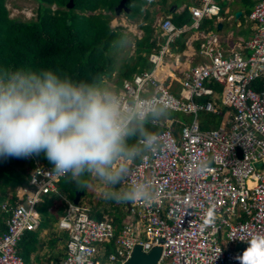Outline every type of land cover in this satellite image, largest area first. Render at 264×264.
<instances>
[{
	"label": "built area",
	"instance_id": "built-area-1",
	"mask_svg": "<svg viewBox=\"0 0 264 264\" xmlns=\"http://www.w3.org/2000/svg\"><path fill=\"white\" fill-rule=\"evenodd\" d=\"M217 12L215 0H198L189 8L190 24L176 26L171 18L159 22L166 46L149 57L155 69L124 81L117 95L120 110L131 122L160 109L192 119L152 121L162 130L149 136L155 137L150 145L146 138L139 140L146 150L139 162L120 158L113 164L127 170L123 183L130 191L140 186L150 197L133 201L129 215L139 218L123 221L119 234L113 220L95 219L85 204L66 200L57 223L67 235L60 264H126L137 247L144 254L159 248L156 264H239L250 241L264 236V0L249 15L254 32L241 49L245 55L231 50L225 57L214 37L202 43L200 55L206 63L185 75L182 98L174 97L155 76L167 45L198 31ZM212 85L223 86L221 101L231 113L219 127L206 130L199 115L217 114ZM25 159L34 165L28 190H22L14 208L2 207L10 215L0 233V264H33L17 254V246L26 233L39 229L38 205L64 177L34 155ZM206 220L211 223L204 226Z\"/></svg>",
	"mask_w": 264,
	"mask_h": 264
},
{
	"label": "trees",
	"instance_id": "trees-1",
	"mask_svg": "<svg viewBox=\"0 0 264 264\" xmlns=\"http://www.w3.org/2000/svg\"><path fill=\"white\" fill-rule=\"evenodd\" d=\"M6 1L0 0V69L6 72L20 68L51 69L74 81L93 84L103 90L106 88L102 81L107 79L113 82L112 88H107V90L112 89L117 96L123 89L124 81H131L135 74L146 70L150 71L153 67V64L147 59L151 48L156 44V40L151 39L153 29L149 12L144 13L145 16L139 26L147 35L136 42L137 48L134 57L129 61L121 62L117 70V78L114 79L112 75L115 64H117L115 57L122 45L124 35L111 28V15L125 14L130 19H135L142 15L144 10L141 7L133 10L132 8L128 9L127 3L130 0H127L125 4L128 12L122 9L120 13H116L115 8L121 0H73L72 9L66 7L69 0H33L37 4L36 16L29 21L10 18L5 6ZM172 21L176 26L190 23L191 17L188 8ZM146 22L149 23L146 24ZM216 87L213 86L214 89ZM163 110L147 115L144 120L136 119L131 122L130 127L135 131L127 138L126 143L128 148H136L139 151L136 155L127 157L128 160L134 163L139 162L141 155L146 152L145 148L139 144V140L161 132L162 129L154 126L152 121H162L171 117L181 118L178 114ZM204 116L205 119L201 121L200 126L201 129L206 130L218 127L222 118L219 115L204 114ZM178 128L177 125L175 129ZM35 157L42 165L51 164L42 153L35 154ZM33 169V162L25 160V158H7L0 161L1 192L8 188L12 190L28 188L29 176ZM85 176L86 174L80 178L65 176L57 182L55 192L42 197V205L40 203L37 208L42 216L40 218L41 228L52 227L62 217L66 200H72L77 192H86V189L92 185L91 182H86ZM117 189H119V185ZM128 190L126 188L125 192ZM17 196L13 193L9 201V206L12 208L20 200V196L19 198ZM108 201L110 204L114 203V201ZM48 208H51V212H48ZM112 208L116 211L114 205ZM2 213L0 210V233L5 231V217L8 219L10 215V213ZM116 220L118 222V219ZM38 235L36 231L28 232L19 242L16 252L25 261L29 260L35 247L40 243ZM29 239L31 240L30 244L27 242ZM45 243L44 241L42 245ZM108 251H111L109 247Z\"/></svg>",
	"mask_w": 264,
	"mask_h": 264
},
{
	"label": "clouds",
	"instance_id": "clouds-1",
	"mask_svg": "<svg viewBox=\"0 0 264 264\" xmlns=\"http://www.w3.org/2000/svg\"><path fill=\"white\" fill-rule=\"evenodd\" d=\"M218 1L233 0H215L218 12L212 17L220 14ZM130 124V116L121 112L118 97L109 90L51 69H0V161L42 153L57 175L94 174L106 188L102 193L106 200L118 204L147 200L150 197L140 186L123 193L117 190L127 170L113 164L139 151L127 146V138L135 131ZM154 140L148 137L144 143ZM210 223L206 220L204 226ZM238 260L239 264H264V236L251 240Z\"/></svg>",
	"mask_w": 264,
	"mask_h": 264
},
{
	"label": "crops",
	"instance_id": "crops-1",
	"mask_svg": "<svg viewBox=\"0 0 264 264\" xmlns=\"http://www.w3.org/2000/svg\"><path fill=\"white\" fill-rule=\"evenodd\" d=\"M147 2L148 3L146 7H144V10H146L145 14L150 12L149 14L151 17L150 20L151 28L153 29V34L151 39L156 40V44L154 47L151 48V52H150V54H153L166 46L165 36L163 37V34L158 28L159 22L166 18H171V20L172 19L174 20V18L181 15L186 8L191 7L192 6L191 3L192 4L194 3L193 5H196L198 4V1L197 0H147ZM258 2L259 0H237V1L233 0V2H231L230 4L232 5L236 4V6L232 8L230 7L225 8V12H223L221 16L219 14L217 17L206 19L203 23L205 25L202 24L198 31L192 30L187 34L181 36L179 38L180 40L177 39L175 40L174 43L167 45L168 49L166 50L163 56L164 58L162 64L159 67H157L155 71V76L157 80L161 81L162 85L165 86V88H167L168 91H170V93L174 97L182 98L183 90L181 88V81L185 78V75L189 74L190 69L206 63V60L200 55L201 44L205 43L208 39L212 37L216 38V43L219 46L218 48L220 51L223 52L225 57L230 56L231 50L240 51L242 54L245 55V52L242 51L241 49L250 40L254 32V25L249 20V15L251 14L253 8L257 5ZM236 13H239V15L236 16ZM148 23L149 22H146V24ZM185 24H190V23H185ZM140 30L142 31L143 36L139 40H141L143 37L147 35L144 30L142 29ZM153 69H155L154 66L150 71L146 70V72H151ZM213 86L216 85H212V87ZM215 92L217 93V96L215 99H212L211 101L213 102L214 106L217 109L216 112L217 114H211V115L221 116L222 117L220 121L221 124L226 120V118L229 116L231 112L230 109H228L222 104L221 101V96L223 94V86L219 85V87H216ZM160 111H164V110L160 109L159 112ZM170 112L180 115L181 118L183 116V118L181 119L179 117H171L157 122L165 123L166 121L176 120L182 122L185 121L186 123H188L192 119L191 116H186V115L184 116L181 113H176L173 111ZM175 127H174V131L177 134L179 128L175 129ZM87 181L89 182V180ZM125 189L126 186L122 182L119 185V189L117 190L123 193L125 192ZM26 190L28 189L26 188ZM86 192H83L84 194L80 196L78 203L85 204V206L89 208L91 215H93V217L96 219L107 218L113 220L114 225L117 229V234H119L123 230V225L124 222H126L127 218H133V217L136 219L139 218L137 215L134 216L131 214L129 215L130 205L133 203V201H129L126 203H119V204L116 202L110 204L108 201L107 202V204L109 205L108 208L106 207V205L104 204L102 205L99 202L91 203V201L86 199L84 196ZM95 192L99 194L97 190H95ZM13 193L17 194L18 195L17 197L19 198V195L22 193V190H19V188H16L15 190L8 188L4 192H1L0 190L1 213L4 212L2 210L3 206L12 207L9 206V201L11 200ZM90 195L94 196V193H90ZM82 197H84L85 200H83ZM62 198L66 199L64 197ZM74 198L69 202H73ZM40 202L42 205L43 199H41ZM98 204H99V208L96 206ZM112 205H114L116 211H114ZM48 212H51V208H48ZM116 219H118V222ZM6 220L7 218L5 217V223ZM57 223L58 221H56L52 225V227L49 228L39 227L36 233L39 234L38 239L40 243L35 247V251L32 252L27 262H31L33 264L61 263L66 252L67 235L64 232L59 231L57 227ZM44 241L46 243L45 245H42ZM27 242L30 244L31 240L29 239L27 240ZM31 244L33 245V242ZM242 249H243L242 247H237L236 251L241 252ZM105 259L106 257H104L102 261H104Z\"/></svg>",
	"mask_w": 264,
	"mask_h": 264
},
{
	"label": "rangeland",
	"instance_id": "rangeland-1",
	"mask_svg": "<svg viewBox=\"0 0 264 264\" xmlns=\"http://www.w3.org/2000/svg\"><path fill=\"white\" fill-rule=\"evenodd\" d=\"M146 2L147 0H130L127 3V6H128V9L132 8V10L140 8V7L144 8L146 7ZM230 3L231 2H228V1H218L217 2L218 6L220 7V16L223 14V12H225V8L227 7L232 8L236 6V4L232 5ZM193 4L191 3V5ZM5 6L9 12V17L12 19H18L20 21H29L30 19H34L36 16L37 4L33 0H7ZM52 8L54 9V7ZM144 13H145V10H143L142 15H140L139 17H136L135 19H132V18L130 19L125 14H118L117 16L111 15L112 17V20L110 23L111 28L119 31L121 34L124 35V39H122L123 37L121 38L123 40L122 45L119 48L117 55L115 57L117 60V64H115V70L113 71V74H112L114 76V79L117 78V74H118L117 70L119 69L121 62L126 61V60L129 61L131 58L134 57V53L137 48L136 42L143 36L142 31L140 30L139 26L141 25L143 18L145 16ZM102 83H103V86L106 88L105 90H107V88H112V85H113L112 81L104 79ZM110 91L113 93L112 89H110ZM171 115L174 116V114H171ZM204 117H205L204 114L199 115L200 123L203 119H205ZM84 178L86 182L87 180H89V182L92 183V185L87 188V192L84 195L85 198L91 201V203L99 202L100 204L102 205L104 204L106 205V207L109 208V205L107 204L108 200H106L102 195V193L106 191L105 186L99 181L97 177H95L94 174L90 175L86 173V176ZM99 185L101 186V188ZM95 190H97L99 194H97ZM90 193H94V196L90 195ZM85 198L82 197L83 200H85ZM96 206L99 208V204Z\"/></svg>",
	"mask_w": 264,
	"mask_h": 264
},
{
	"label": "water",
	"instance_id": "water-1",
	"mask_svg": "<svg viewBox=\"0 0 264 264\" xmlns=\"http://www.w3.org/2000/svg\"><path fill=\"white\" fill-rule=\"evenodd\" d=\"M127 0H121L119 5L115 8L116 13H120L123 10L127 11L125 7ZM67 9H72L73 8V0H69L67 5ZM239 13H236V16H238ZM220 28V26H219ZM84 193H76L75 198H74V203L78 204V201L80 199V196H82ZM160 255V249L159 248H154L152 251H150L148 254H144L141 252L140 248L137 247L132 253V256L130 260L126 264H156L158 258Z\"/></svg>",
	"mask_w": 264,
	"mask_h": 264
}]
</instances>
